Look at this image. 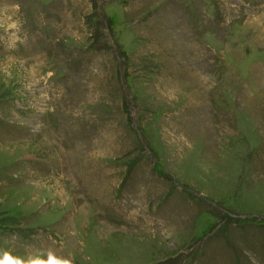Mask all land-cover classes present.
Here are the masks:
<instances>
[{
  "label": "rangeland",
  "instance_id": "374dc122",
  "mask_svg": "<svg viewBox=\"0 0 264 264\" xmlns=\"http://www.w3.org/2000/svg\"><path fill=\"white\" fill-rule=\"evenodd\" d=\"M264 264V0H0V254Z\"/></svg>",
  "mask_w": 264,
  "mask_h": 264
},
{
  "label": "clouds",
  "instance_id": "9594fccd",
  "mask_svg": "<svg viewBox=\"0 0 264 264\" xmlns=\"http://www.w3.org/2000/svg\"><path fill=\"white\" fill-rule=\"evenodd\" d=\"M0 264H73L72 260L60 257L49 251L46 256H20L13 255L10 251L0 254Z\"/></svg>",
  "mask_w": 264,
  "mask_h": 264
}]
</instances>
